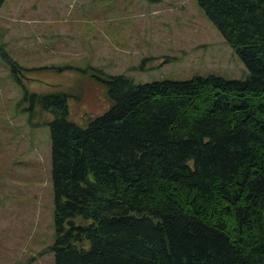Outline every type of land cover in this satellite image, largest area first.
I'll return each mask as SVG.
<instances>
[{
    "label": "trees",
    "instance_id": "16d2710c",
    "mask_svg": "<svg viewBox=\"0 0 264 264\" xmlns=\"http://www.w3.org/2000/svg\"><path fill=\"white\" fill-rule=\"evenodd\" d=\"M195 2L244 77L89 64L108 103L84 123L69 117L78 91L23 88L28 119L50 113L53 264H264V0Z\"/></svg>",
    "mask_w": 264,
    "mask_h": 264
},
{
    "label": "rangeland",
    "instance_id": "374dc122",
    "mask_svg": "<svg viewBox=\"0 0 264 264\" xmlns=\"http://www.w3.org/2000/svg\"><path fill=\"white\" fill-rule=\"evenodd\" d=\"M0 40V264H53L50 113L28 119L24 87L78 91L69 117L84 123L108 103L89 64L135 81L247 73L195 0H3Z\"/></svg>",
    "mask_w": 264,
    "mask_h": 264
}]
</instances>
